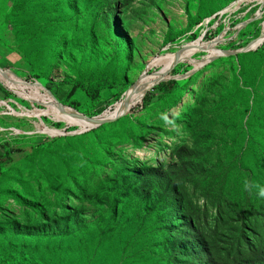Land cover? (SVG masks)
Returning <instances> with one entry per match:
<instances>
[{
  "label": "rangeland",
  "instance_id": "374dc122",
  "mask_svg": "<svg viewBox=\"0 0 264 264\" xmlns=\"http://www.w3.org/2000/svg\"><path fill=\"white\" fill-rule=\"evenodd\" d=\"M236 1L0 0V69L107 121L0 83V264H229L243 238L264 264V0Z\"/></svg>",
  "mask_w": 264,
  "mask_h": 264
},
{
  "label": "bare ground",
  "instance_id": "6f19581e",
  "mask_svg": "<svg viewBox=\"0 0 264 264\" xmlns=\"http://www.w3.org/2000/svg\"><path fill=\"white\" fill-rule=\"evenodd\" d=\"M245 1L246 0H237L235 3L230 5L228 9L236 10L240 5L244 4ZM258 45L259 43L256 44L254 47L256 48V46ZM196 46L197 45L189 46L186 49V51L178 53L177 57H179L180 60L186 58L191 59L193 55V48H198ZM167 61L170 64L173 61V59L164 56L160 60H156L153 63V65L163 66L164 63ZM0 83L5 85L8 89L13 91L14 93H16L19 97L27 98L30 101H36L35 98L39 99V101H41V103H43L44 107L46 108L45 111H41L39 113L40 115H46V114L52 115L55 120L62 121L70 126L76 125V126L85 127L86 125H88V123L91 124L93 123L94 125H96L101 121V120H96L93 122H88L87 120H85L84 117L77 114H73L65 110L63 107H61L58 104L57 100L54 98V96L51 93H49L48 90L42 84L30 85L23 83L1 69H0ZM145 83L141 81L132 89L130 98L127 99L126 103L123 106L119 107L113 119H118L122 115L127 114L130 111L131 107L137 101H139L143 96L146 95V93L149 91V88L146 87ZM25 91H29L30 95H26Z\"/></svg>",
  "mask_w": 264,
  "mask_h": 264
},
{
  "label": "trees",
  "instance_id": "16d2710c",
  "mask_svg": "<svg viewBox=\"0 0 264 264\" xmlns=\"http://www.w3.org/2000/svg\"><path fill=\"white\" fill-rule=\"evenodd\" d=\"M82 86H80L79 84H75L71 90V92H75L78 89H80ZM89 93V91H88ZM156 95V91H152L149 94H147L146 98H145V107H147L148 105L153 103V98ZM138 110H140V108H138ZM178 169L179 167L174 165L171 170L173 169ZM182 169V168H181ZM172 203V202H171ZM174 204V203H172ZM194 222L191 223V227L193 232L195 233V227H194ZM198 237V236H197ZM202 235L199 234V238L202 239ZM264 241V238H263ZM206 246H209L208 243H206ZM232 245L229 246L226 249V253L225 256H221L218 257L216 260L217 261H224V262H228L229 264H244L243 262H247L246 264H248L249 261H251L255 256H257L258 254L256 249H259V245H255L254 242L250 241L249 239L243 238L239 243L235 244V243H231ZM217 246V244H216ZM212 248H215V244L212 245ZM226 247L223 246L221 247L222 249H225ZM225 257V259L223 258ZM1 259V258H0Z\"/></svg>",
  "mask_w": 264,
  "mask_h": 264
},
{
  "label": "water",
  "instance_id": "95a60500",
  "mask_svg": "<svg viewBox=\"0 0 264 264\" xmlns=\"http://www.w3.org/2000/svg\"><path fill=\"white\" fill-rule=\"evenodd\" d=\"M247 49H244V51ZM197 69H194L192 72L196 71ZM48 90V89H47ZM48 92L50 93V91L48 90ZM107 123V121H100L99 123H97L96 125H100V124H105Z\"/></svg>",
  "mask_w": 264,
  "mask_h": 264
},
{
  "label": "clouds",
  "instance_id": "9594fccd",
  "mask_svg": "<svg viewBox=\"0 0 264 264\" xmlns=\"http://www.w3.org/2000/svg\"><path fill=\"white\" fill-rule=\"evenodd\" d=\"M259 195L260 196H264V188H261L260 191H259Z\"/></svg>",
  "mask_w": 264,
  "mask_h": 264
}]
</instances>
